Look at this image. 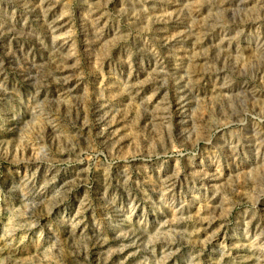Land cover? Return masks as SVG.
Returning a JSON list of instances; mask_svg holds the SVG:
<instances>
[{
    "label": "rangeland",
    "instance_id": "obj_1",
    "mask_svg": "<svg viewBox=\"0 0 264 264\" xmlns=\"http://www.w3.org/2000/svg\"><path fill=\"white\" fill-rule=\"evenodd\" d=\"M0 264H264V0H0Z\"/></svg>",
    "mask_w": 264,
    "mask_h": 264
},
{
    "label": "bare ground",
    "instance_id": "obj_2",
    "mask_svg": "<svg viewBox=\"0 0 264 264\" xmlns=\"http://www.w3.org/2000/svg\"><path fill=\"white\" fill-rule=\"evenodd\" d=\"M263 162V161H262ZM16 182V181H15Z\"/></svg>",
    "mask_w": 264,
    "mask_h": 264
}]
</instances>
